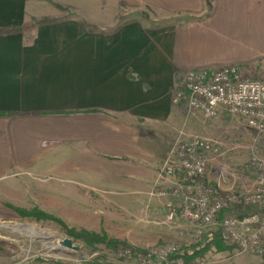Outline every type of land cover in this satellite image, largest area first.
I'll return each mask as SVG.
<instances>
[{"label": "crops", "instance_id": "1", "mask_svg": "<svg viewBox=\"0 0 264 264\" xmlns=\"http://www.w3.org/2000/svg\"><path fill=\"white\" fill-rule=\"evenodd\" d=\"M44 16L0 33V199L99 231L105 200L199 195L176 147L203 135L202 113L173 89L182 70L264 69V0H0V27Z\"/></svg>", "mask_w": 264, "mask_h": 264}, {"label": "rangeland", "instance_id": "2", "mask_svg": "<svg viewBox=\"0 0 264 264\" xmlns=\"http://www.w3.org/2000/svg\"><path fill=\"white\" fill-rule=\"evenodd\" d=\"M211 6L210 11L213 9V5ZM246 73L264 81V69L247 67ZM199 115L195 120L202 125L203 135L201 137L217 143L220 147V154L210 157L208 171L204 178L205 182L219 194L226 191H236L242 194L253 191L251 188L255 181V172L251 164V155L254 149L260 146L259 140L262 136L258 135L244 117L228 109H222L212 118ZM202 188H200V192ZM219 194H215L214 199L219 197ZM186 200L181 205L178 204V207L187 204L188 201ZM104 202L107 213L111 214L112 217L104 218L100 224L101 230L90 232L100 234L105 232L108 236L114 238L118 236L119 240L132 244L148 241L152 243L153 240L160 238V242L154 245L137 246L143 249L151 250L163 245L174 244L176 249L170 254L172 255L181 246L197 245L198 239L205 231L213 230L216 231L215 233L218 231L210 225H202V223H196L179 215L177 219L181 218L183 227L191 232L185 240L179 231L171 228V226L179 224L175 220L170 221L167 209L160 211L158 205L152 207L146 200L137 202L136 200H105ZM13 205L15 207H10L4 200L0 199V264H150V260H152L149 257L150 260L148 261V257L142 253L137 255L125 254L124 249L126 248L114 249L105 243L77 237L58 221L23 216L16 209V207L20 208L21 206ZM259 205L256 203L245 208L240 206L234 209L233 213L242 217L260 210ZM34 208L44 211L39 207L25 209ZM118 209L123 211L121 213L124 215L115 216L114 212ZM23 225L36 226L46 232L49 230L48 232L52 234L45 237L36 236L16 228ZM78 227L75 228L82 229ZM200 229L202 230L201 233L199 232ZM221 236L216 235L215 241L206 251H201L196 255L191 254V256L178 254L175 259H171L170 256L169 259L173 264H191L197 261L203 262V264H264V253L241 251L235 243L227 241L222 233ZM65 237L72 239V246L62 244Z\"/></svg>", "mask_w": 264, "mask_h": 264}, {"label": "built area", "instance_id": "3", "mask_svg": "<svg viewBox=\"0 0 264 264\" xmlns=\"http://www.w3.org/2000/svg\"><path fill=\"white\" fill-rule=\"evenodd\" d=\"M172 103H184L189 112H201L205 118L216 116L228 109L244 117L258 135L260 146L252 152L251 164L255 172L253 191L245 194L226 191L219 194L204 180L210 157L220 154L217 143L203 137L180 140L176 157L183 178L200 181L202 190L197 197H188L183 207L168 203V218L176 220L179 215L202 225H210L221 231L223 237L244 252L264 253V209L239 216L233 210L252 204H264V81L251 77L239 63L216 67L182 70L173 89ZM215 194L220 196L214 199ZM182 209V210H181ZM181 210V211H180ZM229 210L221 217V212ZM201 229L199 232L201 233ZM176 245L168 244L148 250L150 264H173L169 259ZM125 254L132 255L130 248ZM191 264H203L197 261Z\"/></svg>", "mask_w": 264, "mask_h": 264}, {"label": "trees", "instance_id": "4", "mask_svg": "<svg viewBox=\"0 0 264 264\" xmlns=\"http://www.w3.org/2000/svg\"><path fill=\"white\" fill-rule=\"evenodd\" d=\"M59 7H62L59 5ZM57 21L56 18H51L50 16H44V17H33L31 20H29L27 23H25L22 26H17V27H0V33H7V32H17V31H22V30H28V29H32L36 26H38L39 24H43V23H50V22H55ZM92 29V28H91ZM8 206H12L15 207L13 204L11 203H7ZM16 209L18 210V212L23 215V216H34V217H38V218H46V219H52L55 221H58L61 225H63V227H65L70 233L76 235L77 237H83V238H87L89 240H95L97 242H101V243H105L107 246L112 247L114 249H121V248H130L132 250V253L134 255H137L139 253H146L148 250L147 249H143L137 246H133L130 245L128 242L126 241H122L119 240L117 238L108 236V234H106L105 232H103L102 234L100 233H95V232H90L88 230L85 229H76L75 227H69L67 225V223L62 220L61 218L54 216L52 214L46 213L45 211H42L40 209H25L22 207H16ZM261 209H264V204L261 205ZM229 210H224L222 211L221 217L226 214ZM216 231L213 230H209V231H205L201 237L198 239V243L197 245H193V246H189V247H185V246H181L179 248V250H177L176 252H174L172 255H170V258H174L178 255V254H182L184 256H191L192 255H196L199 252H203L206 251L210 248V246L212 245V243L215 241L216 235H220L221 236V231H217V233H215ZM222 237V236H221ZM85 264V263H84ZM93 264H100V263H93ZM105 264H114V263H105Z\"/></svg>", "mask_w": 264, "mask_h": 264}, {"label": "bare ground", "instance_id": "5", "mask_svg": "<svg viewBox=\"0 0 264 264\" xmlns=\"http://www.w3.org/2000/svg\"><path fill=\"white\" fill-rule=\"evenodd\" d=\"M16 228H18V229H23V230H25V231H27V232H29V233H32V234H35L36 236L38 235H41V236H43V237H45L46 235H51L52 233L51 232H46V231H44V230H41V228L39 229L38 227H36V226H28V225H23V226H18V227H16ZM23 230H22V232H23ZM24 231V232H25ZM61 244V243H60ZM63 244V243H62Z\"/></svg>", "mask_w": 264, "mask_h": 264}, {"label": "water", "instance_id": "6", "mask_svg": "<svg viewBox=\"0 0 264 264\" xmlns=\"http://www.w3.org/2000/svg\"><path fill=\"white\" fill-rule=\"evenodd\" d=\"M63 244H65V245H67V246H72L73 241H72L71 238L65 237ZM76 248H77V247H76Z\"/></svg>", "mask_w": 264, "mask_h": 264}]
</instances>
